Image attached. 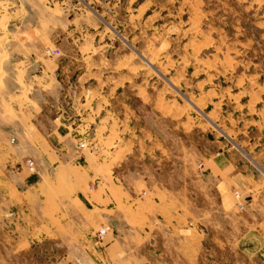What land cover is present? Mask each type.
Masks as SVG:
<instances>
[{
	"label": "crops",
	"instance_id": "0c3cea01",
	"mask_svg": "<svg viewBox=\"0 0 264 264\" xmlns=\"http://www.w3.org/2000/svg\"><path fill=\"white\" fill-rule=\"evenodd\" d=\"M70 3L0 0V264H224L217 256H263L264 166L250 152L251 159L223 150L176 190L158 181L160 167H127L133 137L120 127L131 120L115 117V92L99 83L97 45L86 50V16L67 14ZM89 128L95 149L81 151ZM25 159L45 162L53 177L43 169L48 177L35 183Z\"/></svg>",
	"mask_w": 264,
	"mask_h": 264
},
{
	"label": "rangeland",
	"instance_id": "374dc122",
	"mask_svg": "<svg viewBox=\"0 0 264 264\" xmlns=\"http://www.w3.org/2000/svg\"><path fill=\"white\" fill-rule=\"evenodd\" d=\"M67 9L75 20L79 12L86 16L80 24L90 41L86 50L97 45L104 66L99 83L110 96L115 92V117L131 120L120 127L133 137L127 167H160L158 181L176 190L202 170L205 157L223 150L250 152L264 166V0H72ZM94 133L89 128L79 150L95 149ZM29 161L35 183L48 177L46 169L53 177L45 162ZM217 257L224 264H264V255Z\"/></svg>",
	"mask_w": 264,
	"mask_h": 264
},
{
	"label": "built area",
	"instance_id": "2783aa9c",
	"mask_svg": "<svg viewBox=\"0 0 264 264\" xmlns=\"http://www.w3.org/2000/svg\"><path fill=\"white\" fill-rule=\"evenodd\" d=\"M52 54L53 55H55V54H59V52L58 51H56V52H52ZM78 147L79 148H85L86 147V142H85V140H82L81 142H80V144L78 145ZM28 168H29V170L31 171V172H33L34 171V164L31 162V161H29L28 162ZM107 232H108V230H107V228H102V229H100L99 230V232H98V240L101 242L103 239H104V237L106 236V234H107Z\"/></svg>",
	"mask_w": 264,
	"mask_h": 264
}]
</instances>
